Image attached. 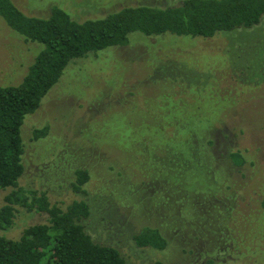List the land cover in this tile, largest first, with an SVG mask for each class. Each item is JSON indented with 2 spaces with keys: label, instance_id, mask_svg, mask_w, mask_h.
<instances>
[{
  "label": "rangeland",
  "instance_id": "rangeland-1",
  "mask_svg": "<svg viewBox=\"0 0 264 264\" xmlns=\"http://www.w3.org/2000/svg\"><path fill=\"white\" fill-rule=\"evenodd\" d=\"M11 1L25 16L45 19L57 7L81 23L183 0ZM43 49L0 17V86L20 85ZM170 121L189 130L171 137L170 125L158 128ZM206 136L209 150L193 149L181 168L168 166L173 152H163L165 144ZM21 138L19 186L63 210L85 202L87 234L127 262L264 264V16L254 28L208 39L134 32L124 46L73 59L25 116ZM235 152L245 160L240 167L229 158ZM150 155L157 157L151 164ZM77 170L90 176L81 192L73 190ZM10 191L0 190V206ZM47 222L46 214L16 207L0 236L18 240ZM145 227L160 231L164 250L135 246L133 235Z\"/></svg>",
  "mask_w": 264,
  "mask_h": 264
},
{
  "label": "trees",
  "instance_id": "trees-1",
  "mask_svg": "<svg viewBox=\"0 0 264 264\" xmlns=\"http://www.w3.org/2000/svg\"><path fill=\"white\" fill-rule=\"evenodd\" d=\"M263 16L264 0H183L169 7H125L105 17L80 23L57 7L43 19L25 16L11 0H0V17L7 26L26 41L44 45L20 85L0 86V190L11 189L0 206V230L12 226L16 207L35 210L48 217L45 224L25 228L18 240L0 236V264H133L116 248L95 243L87 234L82 221L90 211L85 202H73L63 210L51 205L45 194L36 196L19 186L24 172L23 120L39 107L70 61L109 47L124 46L134 32L147 37L170 34L208 39L219 32L254 28ZM166 125L173 130L171 137L189 130L171 121L158 128L166 129ZM46 131V128L35 130L34 137H43ZM189 140L191 144L184 140L171 141L169 146L165 144L162 148L163 152H173L168 164L173 170L182 167L183 154L193 149L209 150L212 145L209 136ZM154 158L156 155L149 156L150 164ZM229 158L236 167L245 162L239 152L231 153ZM89 178L85 170H77L73 190L83 191ZM260 206L264 210V197ZM132 240L138 248L159 251L168 245L160 231L150 227L134 234ZM152 264L166 263L154 261Z\"/></svg>",
  "mask_w": 264,
  "mask_h": 264
}]
</instances>
